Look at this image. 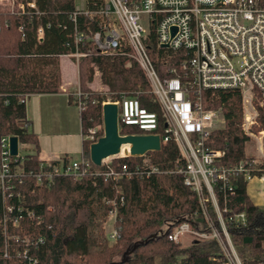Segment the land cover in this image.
I'll use <instances>...</instances> for the list:
<instances>
[{"label": "trees", "instance_id": "trees-1", "mask_svg": "<svg viewBox=\"0 0 264 264\" xmlns=\"http://www.w3.org/2000/svg\"><path fill=\"white\" fill-rule=\"evenodd\" d=\"M28 0L0 2V139L17 137L21 145L32 146L31 153L21 155L18 167L23 170L11 189L0 190V264H221L222 251L214 240H195L188 246L174 243L168 235L182 222L193 229L204 221L198 216L195 194L184 184L183 176L174 169L179 153L174 143L162 145L159 152H150L159 172L147 176L135 173L136 157H121L111 166L122 165L132 173L131 178L104 179L92 171L81 179L57 177L51 186L37 185L38 139L30 131L26 118L25 99L31 95H51L61 92L59 57L73 52H85L77 65L78 84L87 94L86 108L79 114L81 133L88 128L102 127V104L115 101L124 93L136 96L143 108L159 117V132L163 120L158 103L154 102L151 87L139 66L124 55H101L90 42L75 44V31L87 30V19L71 18L74 0H35V9L26 7L19 13L17 5ZM264 8V0H257ZM102 0L86 3L96 10ZM90 29L96 26L90 24ZM44 33L38 41L37 32ZM151 39V38H150ZM148 53L161 77L174 70L182 74L179 63L183 52L156 49L147 41ZM100 74L106 91H91L93 70ZM73 104L71 93L67 94ZM213 107H222L224 129L211 134L210 146L225 153L224 166L241 160L254 161L248 156L251 143L242 132L241 100L237 92L213 94ZM258 116L251 132H264V108L257 107ZM121 136L140 132L121 127ZM103 136L102 129L98 133ZM83 146V144H82ZM264 155V139L262 143ZM84 154L89 158L87 145ZM66 161V160H65ZM253 176H261L264 162L253 165ZM170 170L168 173L166 170ZM242 178L232 180L233 192H226L218 206L227 212L224 220L244 214L245 222L227 220L225 227L231 244L242 264H264V209L255 206L247 196ZM11 209V212L8 211ZM116 210L113 227L117 238L110 242L105 223L109 213ZM210 216L217 223L215 213ZM19 217L17 226L13 221ZM163 225L167 226L162 232ZM203 230V229H202Z\"/></svg>", "mask_w": 264, "mask_h": 264}, {"label": "built area", "instance_id": "built-area-1", "mask_svg": "<svg viewBox=\"0 0 264 264\" xmlns=\"http://www.w3.org/2000/svg\"><path fill=\"white\" fill-rule=\"evenodd\" d=\"M1 1L7 5L11 3L10 0ZM88 1L91 0H81V6L75 7L71 15L74 21L78 16L85 17L88 25L86 31H75V44L90 42L101 55H124L139 66L150 84L154 102L160 107L162 132L158 131V115L143 108L136 96L122 93L115 101L105 102L102 106L116 105L118 131L121 127H128L140 132L136 135L158 136L160 148L169 142L174 143L179 153L174 169L196 196L198 212L195 216L203 219L205 229L199 224L193 229L188 222H182L168 238L174 243H180L187 235L196 240H214L223 254L221 264H242L225 223L229 220L244 224L245 216L238 214L224 220L222 213L227 209L220 210L217 198L221 195L225 201V193L233 192L232 180L250 181L254 177L255 161L241 160L229 166L220 163L224 151L209 144L211 134L224 129L225 119L222 107H213V94L231 91L239 94L240 128L249 141L255 140L262 145L264 132L254 134L251 127L257 120V105L264 108V8L257 0H102V4L91 11L86 6ZM26 7L35 9V0L17 5L19 13H23ZM90 24L96 26L94 31ZM43 38V30L39 28L37 39L42 41ZM149 40L154 42L156 49L183 52L179 63L181 75L174 70L167 77L159 75L148 53L146 43ZM86 55L76 50L59 59L67 58L78 63ZM71 96L79 114L82 113L86 108L87 94L78 87ZM101 129L103 132V124L81 133L83 146L87 145L89 149L96 143ZM12 137L0 139L1 191L11 189L16 178L20 183L23 173L18 167L22 161L19 141L17 155H10ZM83 146L79 162L70 157H59L40 163L34 174L36 184L49 187L57 177L81 179L92 171L94 165L85 156ZM146 155L136 156L143 158V162L135 167V173L143 172L147 176L158 173L159 167L144 163ZM121 157L116 155L103 160L98 175L112 180L131 178L132 173L125 165L117 170L111 166L113 160ZM166 172L171 171L167 169ZM210 209L218 224L213 222ZM115 216L114 209L107 217L108 224H112L106 231L110 242L117 238L113 227ZM18 223L19 217H16L12 224L17 226Z\"/></svg>", "mask_w": 264, "mask_h": 264}, {"label": "crops", "instance_id": "crops-1", "mask_svg": "<svg viewBox=\"0 0 264 264\" xmlns=\"http://www.w3.org/2000/svg\"><path fill=\"white\" fill-rule=\"evenodd\" d=\"M73 65L76 69L75 80L76 78L78 80L77 65L76 63H73ZM73 65L71 63H64L62 66L59 59V70L61 74L60 93L51 95H31L25 103L26 118L30 121L29 129L38 139V160L41 162L51 161L52 157L57 155L48 150L47 142L49 140H57L66 136V133H68L66 131L75 130L78 132V127L74 120L69 122L66 119H62L59 115L62 109H67V106H73V104L69 103L67 96L70 91L66 90V87L72 83V80L67 79L64 81L63 79V72L70 73ZM60 157H68V154H60ZM246 192L250 201L255 206L264 209V171L261 176H254L247 182Z\"/></svg>", "mask_w": 264, "mask_h": 264}, {"label": "rangeland", "instance_id": "rangeland-1", "mask_svg": "<svg viewBox=\"0 0 264 264\" xmlns=\"http://www.w3.org/2000/svg\"><path fill=\"white\" fill-rule=\"evenodd\" d=\"M74 4L76 7L81 6V0H74ZM60 63L63 66L64 63H71L73 65V61L67 58H61ZM76 69L73 65L72 71L70 73H64L63 72V79L66 81L67 79L72 80V83L66 87L67 91H70L71 94L77 91L79 85L78 80L76 78L75 80V73ZM87 87L91 91H106V88L101 84L100 80V74L94 69L93 70V82L90 84H87ZM257 107H260L257 105ZM67 109H62V111L59 113L60 117L62 119H66L67 121L71 122L74 120L75 124L78 127V132L74 131H66V136L59 138V139H53L49 140L47 142V148L50 152L57 154L52 157L51 160H56L60 157V154H68V157L72 159L73 161H81L82 155V134H81V127H80V120H79V109L75 105L73 106H67ZM258 112V111H257ZM60 137V136H59ZM251 143L250 151L247 152L248 156H252L254 158L255 164H259L261 162H264V155H263V149L262 145L258 144L255 140L249 141ZM31 152V146H25L21 145L19 146V153L21 155L28 154ZM127 155V154H126ZM123 157H128L125 155H122ZM144 159V163L151 164L150 166H156L155 163H153L152 158L149 153H147ZM130 157V156H129ZM143 162L142 159H137V164H140ZM254 164V165H255ZM108 221L106 219V228L105 231H109V229L112 227V224H108ZM167 226L163 225L162 232H166ZM196 239H192L190 236H184L181 239V245L182 246H188L191 242L195 241Z\"/></svg>", "mask_w": 264, "mask_h": 264}, {"label": "water", "instance_id": "water-1", "mask_svg": "<svg viewBox=\"0 0 264 264\" xmlns=\"http://www.w3.org/2000/svg\"><path fill=\"white\" fill-rule=\"evenodd\" d=\"M103 136L89 147L92 164L100 167L103 160L119 155L126 148L127 156L136 157L150 152L160 151V141L154 135L121 136L117 126V107L114 104L102 106ZM17 137L10 138L9 151L12 157L17 155Z\"/></svg>", "mask_w": 264, "mask_h": 264}, {"label": "bare ground", "instance_id": "bare-ground-1", "mask_svg": "<svg viewBox=\"0 0 264 264\" xmlns=\"http://www.w3.org/2000/svg\"><path fill=\"white\" fill-rule=\"evenodd\" d=\"M127 152H126V148H123L119 154V156H122V155H126Z\"/></svg>", "mask_w": 264, "mask_h": 264}]
</instances>
